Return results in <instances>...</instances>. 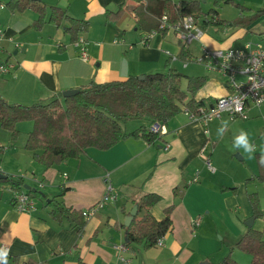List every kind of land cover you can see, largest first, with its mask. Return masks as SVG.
<instances>
[{
	"label": "crops",
	"instance_id": "obj_1",
	"mask_svg": "<svg viewBox=\"0 0 264 264\" xmlns=\"http://www.w3.org/2000/svg\"><path fill=\"white\" fill-rule=\"evenodd\" d=\"M7 1L0 0V29L4 35L0 58L13 66L0 71V97L9 102L31 104L62 96L63 91L79 89L92 81L171 70L206 76L193 98L209 105L229 87L224 75L207 70L195 60L201 54V44L227 48L241 46L248 38L264 44V8L260 9L262 15L244 27L207 25L201 40L184 48L174 31L149 33L147 27L138 24L134 10L146 0H34L45 7L44 21L37 28L34 22L38 14L32 5L12 11ZM198 1L204 11L214 6V0ZM52 6L70 17L87 20V30L78 36L85 41L87 59L81 58L79 48L65 30L66 20L62 19L60 25L49 20ZM247 9L250 11L241 13L242 17L254 15L252 7ZM218 16L232 21L222 17L219 10ZM181 49L187 52L184 58L180 57ZM180 86L185 89V78ZM262 106H251L248 118ZM222 121H227V127L220 134ZM20 123L17 128L24 136L14 146L16 149L0 141V153L8 159L0 158V178L11 176L22 181L23 191H35L31 196L34 209L19 211L12 199L15 190L0 182V247L7 248V256L18 258V264H78L79 260L85 264H199L208 261L200 243L212 234L219 235L222 259L228 250L237 248V240L249 227L245 223L248 219L254 218L255 229H264V163L260 162L264 142L253 137L252 143L258 142L259 146L255 144L251 157L240 150L241 155L235 154L237 159L233 160V150L225 140L231 134L234 137L241 127L227 114L204 126L182 109L164 123L165 132L151 141L138 130L137 135L109 148L89 147L79 157L47 168L35 160L31 151L23 149L32 122H23V131ZM133 123L126 124L127 132L146 126L148 121ZM235 127L238 129L232 130ZM2 134L8 135L0 130ZM206 156L213 171L205 164ZM106 175L117 197L103 204L92 217H83L81 229L66 215L59 219L52 216L47 205L50 198L80 212L100 200ZM150 192L161 196L150 208L155 219H162L166 208L173 205L169 213L172 225L161 245L144 249L126 243L124 219L139 197ZM250 193L257 194L261 211L258 217L253 216ZM196 219L199 223L194 226ZM118 243L127 246L124 260L113 248ZM233 257L237 262L247 259L239 254Z\"/></svg>",
	"mask_w": 264,
	"mask_h": 264
},
{
	"label": "trees",
	"instance_id": "obj_2",
	"mask_svg": "<svg viewBox=\"0 0 264 264\" xmlns=\"http://www.w3.org/2000/svg\"><path fill=\"white\" fill-rule=\"evenodd\" d=\"M220 0H214V6L204 11L198 0H146L135 8L138 24L152 30L165 32L161 29L162 16L165 14L168 23H175L185 15H191L203 29L207 25L219 28L225 26H246L257 15L238 17L231 22L218 16L215 8ZM228 1V0H226ZM6 5L13 10H23L31 6L37 11L38 18L34 27H39L44 21L45 7L34 0H8ZM49 20L60 25L66 20L65 30L69 33L72 42L79 34L88 28L85 19L68 16L64 10L56 6L50 7ZM187 56L181 49L180 57ZM186 79L185 89L180 82ZM206 76H190L176 71L152 72L139 75H129L124 79H114L103 82H90L79 88L77 93L63 97L53 96L46 101L31 104L9 102L0 97V130L7 133L14 144L19 134L17 124L22 121H31L32 127L27 132L24 149L31 151L35 160L44 167H50L69 158H77L87 148L106 149L130 135L140 134L148 141L157 136L148 131L153 122L166 123L172 116L184 107L195 111L201 101H195L194 93L206 81ZM131 120H146V126L127 132L126 123ZM139 130V131H138ZM1 183L8 184L15 191L22 190V181L11 176L0 178ZM33 197L35 191L28 190ZM253 207V216L261 215L260 204L256 193L249 194ZM161 199L157 193L142 194L136 201L137 212L126 227L127 244L136 243L144 249L152 247L171 228L170 210H165V216L157 220L150 212V208ZM53 217L59 219L66 215L81 229L85 219L81 212L72 208H65L55 198L47 200ZM264 229L247 227L239 237L236 246L251 255L250 264H264ZM2 264V262H0ZM7 264H18V258L7 256ZM23 264V263H21ZM78 264H85L79 260ZM209 264H240L225 255L218 262Z\"/></svg>",
	"mask_w": 264,
	"mask_h": 264
},
{
	"label": "built area",
	"instance_id": "obj_3",
	"mask_svg": "<svg viewBox=\"0 0 264 264\" xmlns=\"http://www.w3.org/2000/svg\"><path fill=\"white\" fill-rule=\"evenodd\" d=\"M2 6L0 4V7ZM166 19L164 14L159 27L174 31L184 48H187L193 41L201 40L203 29L191 15H185L175 23H168ZM3 36V31L0 29V40ZM74 44L79 48L81 58L87 59L83 37H78ZM3 51L4 49L0 44V52ZM172 58L176 59L175 56ZM195 60L204 65L207 70L224 75L229 91L217 97L209 105H198L195 111L184 107L183 111L189 118L200 120L204 126L214 119H219L223 114H227L230 118L246 119L251 106L258 108L264 104V44L245 41L241 46L227 48H209L201 44V54ZM183 64L185 65L186 61ZM12 66L13 64L0 58V71L6 72ZM148 131L159 136L165 132L164 124L153 122L148 127ZM167 148L168 146H165V149ZM205 164L209 170L213 171L214 168L207 156ZM105 180L106 186L102 198L81 211L84 218L92 217L103 204L116 199L117 193L110 183L108 175H106ZM12 199L19 211L28 212L35 207L33 198L26 191H14ZM198 223L199 219H196L193 224L196 226ZM161 244L162 237L156 241V245ZM113 248L117 251L119 258L124 260L123 253L127 251L126 244H113ZM0 249L7 250L4 246H1Z\"/></svg>",
	"mask_w": 264,
	"mask_h": 264
},
{
	"label": "rangeland",
	"instance_id": "obj_4",
	"mask_svg": "<svg viewBox=\"0 0 264 264\" xmlns=\"http://www.w3.org/2000/svg\"><path fill=\"white\" fill-rule=\"evenodd\" d=\"M216 7H217V10H219L220 15L222 17L228 18V20H233L234 18L242 17V15H244V14L241 15V13H246V12L250 11V10L247 9V7H252V10L254 9L253 10L254 14H261L262 15L263 13L260 12V9L264 8V0H228V1L220 0L219 4H217ZM249 39L250 38H248L246 41L255 42L253 39H251V40H249ZM257 112L258 113L256 115H254L253 117H249L247 119L235 118V120L237 122L236 126L241 127L244 131H246L248 133V139H249L250 143H252V138L253 137L254 138H259V140L264 142V137H263V131H264V105L261 107L260 110L258 109ZM23 122H27V121H22L20 123V129L22 131L25 129L24 124H26V123H23ZM133 122L136 123L137 120L136 121L131 120V122L128 121L126 124H128V126H130L131 124H134ZM29 124H31V121H29ZM241 128H240V130H241ZM237 129L238 128H236V129L232 128V130H237ZM231 133H234V132H231ZM23 136H24L23 132H19L17 138L14 141V144H12L11 141H10L9 136L2 134V135H0V141H2L4 143L3 145H5V146H7L8 144L11 145L10 149H13V148L16 149V147H14V146L18 145L20 140H22ZM233 139H234L233 134H231V136L226 138L225 143H226V145L229 146L230 149L233 150L232 158L234 160V159H237L235 154H240L241 155L240 150L243 151V149L240 148L239 150H237V148L233 147ZM255 144H256V147L259 146L258 142H255ZM255 144H253V145H255ZM23 149H24V147H23ZM17 150H19V149H17ZM221 151H223V148L221 149ZM17 152H18V154H20L19 151H17ZM21 152H25V151H21ZM223 155H225V152H223ZM0 158H4V155H2L1 153H0ZM4 159L8 160L7 158H4ZM237 162H242V161H237ZM210 164L213 166L212 162H210ZM211 222L214 223V216H212ZM220 244H221V242L219 240V235L218 234H212L209 237V239L207 241H205V242L201 241L200 248L202 250L207 251L208 261H210V262H218L221 259V255H223L224 252L221 251V254L219 253L218 247H219ZM237 248H234L233 250L230 249L226 253L230 254L233 259H235L233 257V254H239V255L247 258V259H245V262L239 261L240 264H250L251 263V255L249 253H247L245 251H242L239 248L237 249Z\"/></svg>",
	"mask_w": 264,
	"mask_h": 264
},
{
	"label": "clouds",
	"instance_id": "obj_5",
	"mask_svg": "<svg viewBox=\"0 0 264 264\" xmlns=\"http://www.w3.org/2000/svg\"><path fill=\"white\" fill-rule=\"evenodd\" d=\"M222 125L223 126L219 129L220 134H223L225 131L227 121H222ZM233 147L237 149L242 148L244 152L249 154V157H251V154L256 150L255 145L250 143L248 139V133L242 129L234 135ZM260 162L264 163V154L261 155ZM0 262H2V264H7V250L5 249H0Z\"/></svg>",
	"mask_w": 264,
	"mask_h": 264
},
{
	"label": "water",
	"instance_id": "obj_6",
	"mask_svg": "<svg viewBox=\"0 0 264 264\" xmlns=\"http://www.w3.org/2000/svg\"><path fill=\"white\" fill-rule=\"evenodd\" d=\"M140 78H143V75H139ZM79 89H68L62 92V96L63 97H67V96H71L75 93H77ZM137 212V205H133V207L130 209L129 214L125 217L124 219V225L128 226L131 222V220L133 219V217L136 215ZM253 217H251L250 219H248L245 223L247 226H252V222H253ZM199 264H209L208 261H202Z\"/></svg>",
	"mask_w": 264,
	"mask_h": 264
}]
</instances>
